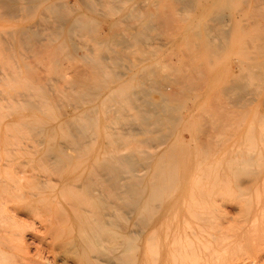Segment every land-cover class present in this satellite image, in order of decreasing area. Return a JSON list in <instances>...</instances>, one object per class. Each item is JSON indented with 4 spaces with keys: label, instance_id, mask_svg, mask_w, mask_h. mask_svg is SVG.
<instances>
[{
    "label": "bare ground",
    "instance_id": "1",
    "mask_svg": "<svg viewBox=\"0 0 264 264\" xmlns=\"http://www.w3.org/2000/svg\"><path fill=\"white\" fill-rule=\"evenodd\" d=\"M250 3L264 6V0ZM230 5L231 0H0V57L11 64L0 78L12 82L24 72L26 89L12 98V108L20 106L39 117L24 124L34 144L28 152L49 173L42 176V170L43 180L37 174L30 177L32 192L21 197L55 208L2 210L30 221L33 244L46 255L39 252L35 264H264V196L259 202L254 196L253 201L244 198L254 185L264 189V136L250 127L239 138L245 150L224 145L233 135L224 128L231 115L224 96H230L231 106L250 103L246 96L264 83V42L259 34L245 42L239 50L244 61L218 90L211 88L220 80L211 59L206 65L198 59L203 49L213 57L229 50L227 46L222 51L232 21ZM257 10L253 15L264 16ZM102 22L110 24L108 32L99 26ZM243 25L242 31L250 26ZM168 28L175 34L168 35L167 44L177 40L184 49L164 60L166 74L160 71L155 48L127 59L125 48L157 38ZM212 34L220 43L211 40ZM78 37L91 44L76 42ZM24 52L38 57L42 65L29 62ZM68 60L86 67L72 69ZM117 63L121 71H107ZM203 98H210L207 110L206 103L205 110L200 106L206 115L197 117L190 108L181 113L190 100L194 104ZM171 101L181 106L172 107ZM16 114L21 119L26 113ZM186 122L197 144L192 151L178 131ZM136 129L151 148L136 147ZM217 153H222L220 161L204 163L206 156ZM226 183L238 196L240 222L207 230L209 211L193 210L211 203V192ZM9 253L8 247H0V256ZM243 253L246 261L230 259Z\"/></svg>",
    "mask_w": 264,
    "mask_h": 264
},
{
    "label": "rangeland",
    "instance_id": "2",
    "mask_svg": "<svg viewBox=\"0 0 264 264\" xmlns=\"http://www.w3.org/2000/svg\"><path fill=\"white\" fill-rule=\"evenodd\" d=\"M234 0H231V4H233V5H230V9H231V11H232V21H231V23H230V25H229V32H228V37H227V39H226V43H225V46H224V49L222 50L223 52L226 50V47L227 46H229V48L227 47V49H229L227 52L225 51V53L224 54H220L221 56H219V54H218V56H215V57H213V56H211V53L208 51V50H202V52L199 54V56H198V59H199V61H200V63H202L203 65H206V60L208 59V58H210L211 59V61H210V63H213L214 65L215 64H217L218 66H213V64H211L210 66H212V67H214V71L216 70V71H218L217 73H218V75H217V77H215L216 78V80H217V78H219L220 80H217L218 81V86H217V84H216V81L214 82L215 83V85H211V88L213 89V88H215V90H218L219 89V87H221V85H223L224 83H226V81H227V79L228 78H230L232 75H234L237 71L236 70H238V65L241 63V61H244V57H243V55L241 54V52H239V50L241 51V48L244 50V45H245V42L246 43H248V42H250L249 40L250 39H254V38H256V36H258V34H259V36L261 37L262 35H264V30H262V29H264V16H262V15H253V12L255 11V10H257V11H262V13H264V6H259V5H257L258 7H256L255 6V4H252V3H250V2H254V0H250V1H248V0H244V4H241L242 3V0H238V1H234ZM240 1V2H239ZM236 2H238V3H236ZM247 2V3H246ZM235 3V4H234ZM239 3H240V5H241V7H240V5H239ZM250 3V4H249ZM248 4V5H247ZM234 5H236L235 7H234ZM251 7H250V6ZM231 6H232V8H231ZM239 6V8H237L238 10L236 11V7H238ZM249 6V7H248ZM235 9H234V8ZM243 7H245V8H243ZM253 7V8H252ZM254 8H257V9H254ZM234 9V10H233ZM260 9V10H259ZM251 10V11H250ZM252 10H253V12H252ZM233 11H235V12H233ZM252 16H251V15ZM234 16V17H233ZM256 16V17H255ZM233 18H234V20H233ZM238 18V19H237ZM251 18V19H250ZM253 18V19H252ZM241 19V20H240ZM255 19V20H254ZM247 20V21H246ZM256 21V22H253V21ZM251 21V22H250ZM233 22V23H232ZM235 22H238V24L236 25V23ZM244 22V23H243ZM249 22V23H248ZM254 23V24H253ZM103 24V25H102ZM107 24V25H106ZM242 24H244V25H246V24H248V25H250V26H248L247 27V25H246V29H244L243 31H242V29H240L241 28V26L240 25H242ZM236 25V26H235ZM240 27H239V26ZM243 25V26H244ZM251 25H253V26H251ZM1 26H6V24L5 23H2L1 24ZM99 26L101 27V29L105 32H108V28H109V26H110V24L109 23H106V22H102V23H100L99 24ZM104 26H105V29H104ZM99 27V28H100ZM255 27H257V28H255ZM234 28H236V29H234ZM239 28V29H238ZM253 28H254V30H253ZM260 28V29H259ZM232 29V30H231ZM233 29H234V33L232 32L233 31ZM240 30V31H238V30ZM247 29H249L248 31H250V32H248L247 33ZM251 29H252V32H251ZM256 29V30H255ZM236 30V31H235ZM165 31H170L169 33H165ZM172 30L170 29V28H168V29H166V30H164L162 33H160V35H157V38L155 37V38H151V40L149 39V40H142V43L140 42V45H132V46H129L128 48H125V52H126V57H127V59L128 60H130V59H138V58H140L143 54H141L143 51H149V50H152V51H156L157 50V52H158V55H157V59L159 60V61H161V63H160V71H162V74H166V72H167V69H164V65H163V62H165V61H167L168 59H170V58H173L174 56H173V53H175L176 51H181L182 50V48H183V46L181 47L180 46V48H178L179 47V45H181L180 44V41H177V40H175L176 41V43H175V41L173 42V44L170 46L169 44H167V42H169L171 39V37H169V36H172V34H175L174 32H171ZM232 33H231V32ZM236 32V33H235ZM240 32V33H239ZM242 32V33H241ZM247 33V36H246V33ZM231 34V35H230ZM240 34V35H239ZM169 35V36H168ZM213 36H212V38H211V40L213 41V42H216L215 40H217V42L218 43H220V38H219V36L217 37L216 35H214V34H212ZM234 35H235V37H234ZM249 35V36H248ZM153 36V35H152ZM229 36H230V38H229ZM237 36V37H236ZM258 36V39L260 40V41H262V42H264V39H262V38H264V36H262L261 38ZM235 39H234V38ZM159 38V39H158ZM214 38V39H213ZM236 38H238V39H236ZM231 39V40H230ZM234 39V40H233ZM246 39V40H245ZM262 39V40H261ZM157 40V41H156ZM230 40V41H229ZM233 40V41H232ZM239 40H240V42H239ZM243 42H242V41ZM251 40V41H252ZM255 40V39H254ZM151 41V42H150ZM230 42L229 44L231 45H227V42ZM233 43H232V42ZM238 41V42H237ZM76 42H78V43H80V44H82V43H85V42H87V43H89V44H91L89 41H87L86 39H84V38H80V37H78L77 39H76ZM235 42H236V44L240 47V48H238V46L235 44ZM86 43V44H87ZM149 43V44H148ZM240 43H241V45H240ZM235 45V46H234ZM150 46V47H149ZM153 46V47H152ZM167 46H169L168 48H167ZM147 47L149 48V49H147ZM171 47V48H170ZM156 50H155V49ZM144 49V50H143ZM184 49V48H183ZM232 49V50H231ZM237 49V50H236ZM164 51H166V52H164ZM205 51V52H204ZM223 52H220V53H223ZM230 52V53H229ZM26 53V54H25ZM164 53V54H163ZM238 53V54H237ZM241 55H240V54ZM161 54V55H160ZM209 54V55H208ZM30 53L28 52H24V56H26V57H30L29 58V62H32L33 64H35V65H37L38 66V64H40L39 66H41L42 65V63L40 62V61H38L39 59H38V57H33V58H31L32 57V55H30ZM140 55V56H139ZM227 55V56H226ZM170 56V57H169ZM224 56V57H223ZM229 56V57H228ZM134 57H138V58H134ZM219 57V58H218ZM227 57V58H226ZM167 58V60H165ZM203 58V59H202ZM213 58H217L218 60H219V64H218V60L216 59V61H214L213 60ZM223 58H224V60H223ZM230 58V59H229ZM32 59V60H31ZM222 59V60H221ZM229 59V60H228ZM71 60V59H70ZM70 60H68V66L70 65V68H72V69H80V70H82L83 69V67H86V65L84 66L82 63H80V64H78L76 61L74 62V60H72V61H70ZM165 60V61H164ZM220 60H221V64H220ZM226 61H228V62H226ZM72 62V63H71ZM215 62V63H214ZM223 62V63H222ZM227 63V65H226V63ZM240 62V63H239ZM114 65L115 66H117V67H114ZM114 65H110L109 66V69L107 70V71H115L116 73H118L119 71H121V69H120V66H121V64L119 63H117V64H114ZM220 65H222V66H220ZM226 65V66H225ZM10 66H11V64H8V62L6 61V60H4L3 58H1L0 57V76H2L3 75V73H5V72H7V71H9V68H10ZM113 66V67H112ZM128 66H130L129 64H128ZM112 68V69H111ZM116 68V69H115ZM228 71V72H225V69ZM220 69H221V71H220ZM224 69V70H223ZM117 70H119V71H117ZM71 71V70H70ZM111 71V72H112ZM166 71V72H165ZM216 71H215V73H216ZM111 72H109V73H111ZM164 72V73H163ZM223 72V73H222ZM226 73L227 74H229L228 76L226 75ZM23 74H24V72L21 70L20 71V73H19V77L18 78H15V79H13L12 80V82L11 81H9L8 79H3V78H0V237H1V239H2V241L4 240L5 242H0L1 244H0V247L1 246H5V247H8L9 249H10V253L9 254H7V255H1L0 256V264H35V263H37V261H38V258L40 257V254H39V252H38V250H37V248H36V246L35 245H37V244H33V239H32V236H31V233H32V230H31V228H30V221H28L27 220V218H25V217H14V214L12 215V213L11 212H8V213H5V212H3L2 210H30L32 207H33V205H34V208H33V210H37V209H35V207H37V208H39V210L41 209V210H48L47 208L49 207V210H54L55 208L54 207H51V206H49L48 204H46L45 202H42V204L40 205V203H38V201H36V203L35 202H32V203H29L28 201L26 202V200H24V197H23V199H22V197L21 196H24V194H27V193H30V192H32V188H33V185H31V184H33V181H32V179H29L30 177L32 178V177H35L36 176V174L37 175H39L40 177H38L39 179H41V180H43V179H45L47 176H48V171H46L45 169H43V168H40L41 166H40V164H39V166L40 167H38L37 165V163H35V162H33L32 161V156H30V154H29V152L31 151L30 149L32 148L31 146L32 145H34L33 144V142H32V136H31V133L29 132V130H28V128H26L25 126H24V124L26 123V122H30V121H32V120H35V119H38L39 117H37V116H35L36 114L35 113H30V114H28V112H24V108H20V106H19V108H20V110H19V108H16V109H14V107L12 108V106L13 105H16V103L15 102H13L14 101V99L16 98V93L17 92H25V89H26V84H27V81L25 80V78H24V76H23ZM225 75H226V77H225ZM219 76H222V78L221 77H219ZM226 80H225V79ZM2 79V80H1ZM223 80H225V82L223 83V82H221V81H223ZM220 82L222 83V84H220ZM14 85H13V84ZM256 82H254V84H255ZM13 85V86H12ZM215 86V87H214ZM260 87H259V89H257V91L256 92H253L252 94H250L249 96H246V100H248V98H249V104H247V105H234V104H232V105H234V106H231V105H229V102L231 101L230 100V96H224L225 97V100H226V102H224L225 100H224V97L222 98V96H220V98L222 99V101L221 102H224V104L225 103H227L226 105H227V107L228 108H231L230 109V111H231V115L228 117V119H227V122L228 123H226L227 125H224V128L226 129V130H228V131H230L232 134V137H227V140H226V143L224 144V145H226L225 147L227 148H232V147H234V149L235 150H237L236 148H238V149H240V150H245V145L241 142V137H243V136H245V132H246V130L248 131V129L250 128V130H252V127H254V133H262L261 134V136H264V129H262V126H264V124H261V123H264V122H261V121H264V109H262V107H261V105L260 104H262V106H264V100H262V99H264V83H262L261 85H259ZM6 87V88H5ZM10 89V90H9ZM20 89V90H19ZM262 89V90H261ZM261 91V92H260ZM260 92V93H259ZM252 95H254V96H252ZM259 95H261L260 96V99H258L259 98ZM12 96V97H11ZM157 96V97H156ZM159 95H154V97L155 98H160V96L158 97ZM12 98H14L13 99V101H12ZM227 98V99H226ZM253 98V99H252ZM207 99V100H206ZM206 99H202V100H197L196 101V103L194 102V104H193V102H192V100H190L189 101V103H188V105H187V103H186V107L187 108H184V109H181V110H185V111H182L181 112V110H180V112L181 113H186V111L190 108V109H192L193 110V112H194V114H195V116H197V117H200L201 115H206V113H203L204 111L203 110H207V107H208V104L207 103H209V100H210V98H206ZM258 99V100H257ZM11 100V101H10ZM204 100H205V102H204ZM188 101V100H187ZM186 101V102H187ZM194 101V100H193ZM219 101H220V99H219ZM256 101H260V103L259 104H257V102ZM171 102H173L174 104H176V105H172V103H170L171 105H172V107H176L177 105V107L179 108L181 105H179V104H177L178 102L176 101H171ZM190 102H192V104H190ZM200 102V103H199ZM204 102V103H203ZM207 102V103H206ZM206 103V104H205ZM243 103V102H242ZM245 103H246V101H245ZM12 104V105H11ZM169 104V105H170ZM181 104V103H180ZM196 104H198V105H196ZM202 104V105H201ZM205 104V109H204V105ZM257 104V105H256ZM190 105H192V106H190ZM249 105V106H248ZM260 105V106H259ZM197 106V107H196ZM200 106H203V110H202V108L200 107ZM239 106H242L241 107V109H239ZM246 106V107H245ZM8 107L10 108V109H8ZM193 107V108H192ZM234 107V108H233ZM235 107H238V108H235ZM257 107V108H256ZM261 107V108H260ZM200 108V110H198ZM259 108V109H258ZM187 109V110H186ZM244 109V110H243ZM10 110V111H9ZM22 110V111H21ZM8 111V112H7ZM16 113H20L21 115L22 114H24V113H26L25 115L27 116H25V115H23V118H19L17 115L18 114H16ZM21 111V112H20ZM199 111V114L197 113ZM11 112H13L12 114H11ZM206 112V111H205ZM241 112V113H240ZM244 112V113H243ZM257 113V114H256ZM198 114V115H197ZM201 114V115H200ZM233 114V115H232ZM29 115V116H28ZM37 115L38 116H40V114L39 113H37ZM203 115V116H204ZM235 115V116H234ZM237 115V116H236ZM259 116H260V118H259ZM238 117L240 118L239 120H238ZM16 118V119H15ZM197 119V118H196ZM196 119H194V120H191V123L190 124H192L193 123V125H192V128L194 127V124L195 123H197V120ZM235 119V120H234ZM261 119V120H260ZM199 120V119H198ZM238 120V121H237ZM255 121V123H253ZM257 121H259V123H257ZM236 122H239V123H236ZM188 123V125H190ZM253 123V124H252ZM20 124V125H19ZM258 124H260V126L258 125ZM187 125V122L184 124V125H182L181 127H179V129H178V131L180 132V136L184 139V140H186V143H188V147L190 148V150L192 151L196 146H197V144H195V142L194 141H192V138H193V136H194V133H193V129L191 128L190 130L191 131H189V128L191 127V125H190V127ZM255 125V126H254ZM260 127H258V126ZM226 126V127H225ZM233 128V129H232ZM257 128H259V129H257ZM260 129H261V131L262 132H260ZM235 131V132H233V131ZM135 131H137L136 133H138L139 134V132H138V129H136ZM187 131V132H186ZM259 131V132H258ZM256 134H254V137H256V136H258L259 137V134L258 135H256ZM139 137V138H138ZM135 138H138V139H136L135 140V145H136V147L137 148H139V149H143V150H148L149 148H151L153 145L152 144H147V143H149L148 141H143V139H145V136L144 135H142V137H140V134H139V136L138 135H136V137ZM143 138V139H142ZM240 138V139H239ZM139 141V142H136V141ZM239 141V142H238ZM147 142V143H146ZM240 142L242 143V145L240 144ZM137 143H139V144H137ZM140 144H142V146L140 145ZM146 144V145H145ZM240 144V145H239ZM223 145V146H224ZM232 145V146H231ZM258 145H260V144H258ZM231 146V147H230ZM260 147H264V143H262L261 145H260ZM243 148V149H242ZM3 149H4V151H3ZM222 149V148H221ZM220 149V151L219 152H221L222 150ZM29 151V152H28ZM10 152H11V154H10ZM28 152V153H27ZM23 153V154H22ZM24 154H26V155H24ZM29 156H28V155ZM7 155V156H6ZM19 155L21 156V157H19ZM222 153H217L216 155H214V156H206L205 158H204V163H210L211 161H215V162H218V161H220L221 160V158H222ZM26 156V157H25ZM219 156H221L220 157V159H219ZM11 158V159H10ZM262 160H264V159H262ZM30 161V162H29ZM210 161V162H209ZM262 162H264V161H262ZM19 163H20V165H22V166H20L19 165ZM30 163H32L31 164V166H30ZM36 164V165H35ZM35 165V166H34ZM20 166V167H19ZM33 167V168H32ZM38 167V168H37ZM12 168V169H11ZM14 168V169H13ZM22 168V169H21ZM15 169H17V170H15ZM24 169V170H23ZM30 169V170H29ZM31 169H33V170H31ZM37 169H40V172L38 173V171L39 170H37ZM42 170H44L43 172H44V174H43V172H42ZM18 171V172H17ZM35 171V172H34ZM15 172H17V173H15ZM20 172H22V174L23 175H20L21 173ZM24 172V173H23ZM46 172V173H45ZM191 172H193L192 170H191ZM194 172H196V175H197V170L195 169L194 170ZM193 172V173H194ZM12 173V174H11ZM32 173H33V175L34 176H32ZM41 173V174H40ZM48 173V174H47ZM11 174V175H10ZM27 174V175H26ZM43 174V175H42ZM20 177H19V176ZM25 175V176H24ZM46 176V177H43L42 178V176ZM192 175H194L195 176V174H192ZM16 177V178H15ZM24 177L27 179V182H25L23 179H24ZM15 180V181H13V180ZM16 179H18V180H16ZM20 179H22V181L20 180ZM10 180H12L11 182H10ZM30 180L32 181L31 183H29L30 182ZM6 181V182H5ZM17 181V182H16ZM21 181V182H20ZM25 183H24V182ZM29 181V182H28ZM10 182V183H9ZM20 183V185H19V183ZM25 184H23V183ZM227 182V181H226ZM14 183L16 184V186L14 185ZM22 183V184H21ZM27 183L30 185H27ZM4 184V185H3ZM12 184V185H11ZM227 185L224 187V188H221L220 190H218L217 192H211L212 193V195L210 194V196H211V199H210V202L211 203H206V205L205 206H201V208H202V210H193V211H196V212H204V211H209V213H210V216H209V218H208V224H210V226H206V229L208 230L209 228H211L212 227V229H215V228H218V229H221V228H225V227H230V228H232V227H234L236 224H238V222H240V219H241V217H240V213H239V210H240V203L238 202V196L236 195V193H234V190L231 188V186L228 184V183H226ZM3 185V186H2ZM6 185V186H5ZM10 185V186H9ZM14 185V186H13ZM24 185V186H23ZM208 185V184H203L202 185V188H205L206 186ZM260 185V184H259ZM259 185H258V188H256L257 186H255L254 185V187L257 189V190H253V188L248 192V194H246V196H244V198H246V199H249L250 201H253V200H255V198L258 200V202L259 201H261L260 199H261V196H264V195H262V194H264V189H262L261 191H259L260 190V188H259ZM9 186V187H8ZM13 186V187H12ZM7 187V188H6ZM14 187H16V188H14ZM27 187H28V189H27ZM260 187H262V186H260ZM14 188V189H13ZM26 188V190H24ZM31 188V189H30ZM2 189V190H1ZM4 189V190H3ZM8 189V190H7ZM11 189H12V191H11ZM15 189H16V191H15ZM18 190H20V191H18ZM253 190V192H251ZM13 191H15L14 193H13ZM18 192V193H17ZM207 192V191H206ZM222 192V193H221ZM257 192H258V194H257ZM16 193V194H15ZM233 193H234V195H233ZM262 193V194H261ZM254 194V195H253ZM17 196V197H15V196ZM232 195V196H231ZM260 195V196H259ZM235 196V197H234ZM247 196H250V198L249 197H247ZM252 196H254L253 198H252ZM256 196H259V197H256ZM13 198H19V200H17V199H13ZM233 198H235V200H233ZM237 198V199H236ZM251 198L253 199V200H251ZM12 201H11V200ZM262 199H264V197H262ZM13 200H15V202L13 201ZM257 200L255 201V202H257ZM43 201V200H42ZM10 202V203H9ZM13 202V203H12ZM3 203V204H2ZM15 203H17V204H15ZM30 206H29V205ZM31 204H32V206H31ZM37 204V205H36ZM40 205V206H39ZM48 205V206H47ZM28 206V207H27ZM46 206V207H45ZM207 206V207H206ZM25 208V209H24ZM203 208H205V210H203ZM207 208H209V209H207ZM11 213V214H10ZM14 217V218H13ZM26 227V228H25ZM27 227H29V228H27ZM36 227V231H40L39 230V227H38V225H36L35 226ZM211 230V229H210ZM4 232V233H3ZM2 233V234H1ZM8 233V234H7ZM13 233H14V235H18V236H14L13 235ZM18 233V234H17ZM20 233V234H19ZM5 234H6V236H5ZM4 235V236H3ZM8 235H11V237L10 236H8ZM8 237H9V239H8ZM12 238V239H11ZM23 239V244L20 242V239ZM26 241V242H25ZM22 244V245H21ZM26 244V245H25ZM28 245V246H27ZM22 247V248H21ZM24 247H26L25 249H24ZM28 248V249H27ZM28 252V253H27ZM28 254V255H26V254ZM41 253V252H40ZM42 254V256L43 257H46V255L44 254V253H41ZM239 255V254H238ZM238 257V258H237ZM247 257H248V255H246L245 253H243V254H240L239 256H237V255H235V256H233V257H231L230 259H233V260H235V261H237V260H239V261H246L247 260ZM242 258V259H241ZM50 260H51V258H50Z\"/></svg>",
    "mask_w": 264,
    "mask_h": 264
}]
</instances>
